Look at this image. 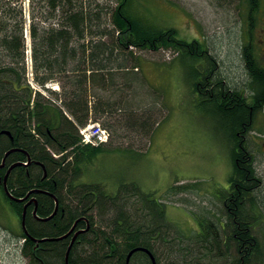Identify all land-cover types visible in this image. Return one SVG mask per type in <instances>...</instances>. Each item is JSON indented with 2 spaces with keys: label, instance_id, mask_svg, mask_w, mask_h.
<instances>
[{
  "label": "trees",
  "instance_id": "1",
  "mask_svg": "<svg viewBox=\"0 0 264 264\" xmlns=\"http://www.w3.org/2000/svg\"><path fill=\"white\" fill-rule=\"evenodd\" d=\"M246 1L248 20L253 25L255 20L259 21L258 12L264 3L263 0ZM21 2L0 0V125L9 127L14 136H20L15 137L14 147L26 152V156L16 153L12 159L21 157V161L27 162L29 154L33 161L27 167L28 190L44 191L33 195L38 201L37 216L51 217L56 207L54 196L60 204L57 214L47 222L34 218L32 211L36 205L29 210L26 221L29 235L21 229L19 236L24 240L23 256L36 263L34 239L47 240L42 243L45 264H66L70 238L51 240L63 237L75 222L87 216L93 230L80 236L85 241L84 247L74 243L69 264H128L132 258L129 254L140 246L149 249L158 264H224L223 244L218 238L210 240L213 233L202 229V234L190 237L172 236L175 230L167 221L165 204L153 199L151 193L145 194L137 183H125L115 194L109 193L101 183L83 182L80 168L81 163L92 161L103 148L82 146L79 126L121 105L112 99L121 94V101L127 94L125 89L131 87L132 74L126 72L141 66V52L171 49L194 65L202 62L201 68L197 65L201 81L196 83L195 90L198 92L201 88L207 93L203 99L211 102L230 121V128L236 130L245 121V109L240 103L243 98L238 94L228 95L230 92L220 78L209 77L208 69L215 71L219 65L215 57L207 54L200 40L187 41L178 36L176 28H157L147 23L136 12L135 0H32L29 37L34 76L43 87L53 82L61 85L60 93L51 92L55 100L62 101L61 106H56L40 93L34 97L27 84V22ZM214 83L223 90L224 99L230 104L217 105L210 100ZM234 129L230 130L233 142L230 158L234 168L231 181H239L242 196L251 197L245 187L259 185L262 179L254 157L246 162L244 157L236 161L245 152H236ZM9 147L10 143L0 138V159ZM53 153L61 156L57 159ZM39 163L45 166L47 177ZM16 172L18 187L17 191L11 187L12 194L23 198L28 192L27 180L22 169ZM0 176H3L1 170ZM246 176L257 180L254 184L243 183ZM20 184L25 188L22 191ZM179 189L184 187H171L174 193ZM249 200L254 201L255 216L264 218L262 206L253 198ZM12 205L22 218L23 204ZM235 216L247 215L243 210L238 213L234 209L232 218ZM204 220L202 227L209 221ZM134 259L150 264L147 254L141 252Z\"/></svg>",
  "mask_w": 264,
  "mask_h": 264
},
{
  "label": "rangeland",
  "instance_id": "2",
  "mask_svg": "<svg viewBox=\"0 0 264 264\" xmlns=\"http://www.w3.org/2000/svg\"><path fill=\"white\" fill-rule=\"evenodd\" d=\"M134 6L147 23L176 28L178 36L187 41L200 40L219 64L217 78H228L231 68L239 75L241 48L250 25L246 0H135ZM258 13L259 21L253 23L255 40L264 26V7ZM139 55L143 62L138 70L126 72L134 78H129L132 83L125 89L127 94L121 101V94L112 99L121 105L100 118L93 117L106 126L111 138L92 161L81 163L82 181L101 183L114 194L125 183H137L145 194L151 193L153 199L165 204L167 221L175 230L172 236L201 234L209 226H201L204 219L219 227L224 215L213 194L227 186L234 172L231 123L195 90L201 81L197 74L202 62L197 68L171 49ZM46 94L55 99L48 91ZM257 127L254 136L264 133L260 119ZM255 152L256 168L264 184V158ZM173 186L184 189L174 193ZM259 195L264 205V189ZM0 223L5 236V264H28L21 242L12 238L8 228L21 227L20 218L2 193Z\"/></svg>",
  "mask_w": 264,
  "mask_h": 264
},
{
  "label": "flooded vegetation",
  "instance_id": "3",
  "mask_svg": "<svg viewBox=\"0 0 264 264\" xmlns=\"http://www.w3.org/2000/svg\"><path fill=\"white\" fill-rule=\"evenodd\" d=\"M261 25V24H259ZM249 28L247 29L248 37H246V42L242 44L241 48V60H240V67H239V75L235 74V70L233 68L230 69V72L228 73V78H225L223 81V84L225 85V88L229 90L228 95L232 94H238L239 97H242V101L240 102L242 105V108L245 109V121L243 124L238 125L236 130L234 127L230 128L232 131L233 129L236 132L237 136V144H236V152L238 151H244L245 153L239 157L236 161H240L242 157H244L245 162L250 161L253 157L257 161V150L258 152L262 153L261 155L264 158V133H261L262 135L254 136L253 133L258 129V123L260 119V123H263L264 125V26L261 28V32L258 35V40H255V34L253 31H255V25H247ZM217 70L209 71V77L212 79H217V71L219 70V65L217 66ZM217 75V76H216ZM208 77V78H209ZM215 82V81H214ZM216 83L213 84L212 90H210V100L216 102V104H230L228 103L226 99H224L223 96V90L219 86H215ZM198 93L203 97L204 91L199 88ZM206 96V95H205ZM227 96V95H226ZM215 105V103H213ZM236 126V124H234ZM259 131V129L257 130ZM262 132V130H261ZM259 133V132H258ZM257 135V134H256ZM15 137L18 139L20 138L19 135L14 136L13 132L9 127H2L0 125V138L5 139L10 143V147L5 151L4 155L1 157L0 162L3 163L5 159V155L7 151L13 149L16 150L15 153H13L11 156L7 157L5 160V166L3 168H0V170L3 173V176H0V193L4 192V185L3 181L6 177V173L8 170L16 165V163H24L25 161H21V157H17L15 160H13L12 156H14L16 153H21L26 156V152L20 149L19 147H14L15 145ZM256 146L258 149H256ZM237 162V163H238ZM257 164V163H256ZM16 169H22L24 176L27 180L28 184V173H27V167H17ZM16 169H13L9 174L7 185L9 187V190L12 194L11 187L14 186V191H17L18 184L15 182L17 177V171ZM232 177L229 178L227 182V186H225L223 189L218 191L217 193L213 194V197L217 199L220 203V207H222L221 214L224 215V220L219 223V227H215V224L212 226L209 221L208 227L209 229H205L209 233H213L210 237V240H214L215 238H218V240L221 241L223 244V250H224V264H264V218L260 216H255L254 212V206H252V198L257 202V204H260L262 208L264 205L260 202V195L259 193L263 191L264 184L261 182L259 185L254 184L257 179L253 178L252 176H246L243 178L242 182L244 183H253L254 185H250V187L246 186L245 189L248 191V193L251 195V197L248 196H242L241 193V187L239 185V181L233 179L231 181ZM240 180V182H241ZM20 190H24L23 184H20ZM29 188V184L27 185V190ZM29 194V190L26 193V196ZM6 196V195H5ZM251 199L252 202L249 200ZM10 203V200H9ZM30 203V196L29 199L22 203L23 209L26 206V204ZM35 205L29 204L28 211L31 210V208ZM236 210L238 213L243 210L244 213H246L247 216L245 217H239L235 216L232 218L233 210ZM34 210L32 211L33 214ZM211 215V214H210ZM214 215V214H213ZM34 216V215H33ZM35 218V216H34ZM86 218L88 223L90 224V228L87 232H84L86 234H91V231L93 230V224H91V221L89 217L83 216L81 219ZM80 219V220H81ZM86 220H82L78 222L76 225V228L74 229L73 233L69 236V243L71 244L74 240L75 234L84 231V229L88 228V224ZM76 223V222H75ZM74 223V224H75ZM225 223V224H224ZM73 224V225H74ZM80 224V225H79ZM3 225L0 223V229L2 231V234L0 235V264L6 263V254H2V251L4 253L3 248L5 247V236H4V228H2ZM74 227V226H73ZM204 230V229H203ZM217 230V231H216ZM84 233H80L74 243H78L77 246L84 247L85 241L80 239L81 235H84ZM203 233V231H202ZM201 233V234H202ZM13 235V239L18 241V238L20 236V232L17 233H11ZM19 242V241H18ZM3 243V244H2ZM43 242H40L36 239H34V259H36V263L34 264H45V259L43 258ZM22 247V244L20 248ZM143 247V246H140ZM254 247L256 249H254ZM145 248V247H144ZM147 249V248H145ZM81 250V249H80ZM149 250V249H147ZM143 254H147L144 251H139ZM139 252L134 253L133 256H131V260H129L128 264H142L140 259H134L136 255L139 254ZM147 256L150 259V264H153V260L151 256L147 254ZM28 259V258H27ZM157 261V259H156ZM28 264H32V259H28ZM158 264V261H157Z\"/></svg>",
  "mask_w": 264,
  "mask_h": 264
},
{
  "label": "water",
  "instance_id": "4",
  "mask_svg": "<svg viewBox=\"0 0 264 264\" xmlns=\"http://www.w3.org/2000/svg\"><path fill=\"white\" fill-rule=\"evenodd\" d=\"M16 150H17V149H16ZM16 150H10V151L6 154L5 159H6L10 154L15 153ZM5 159H4V161H3V164H2V165L0 164V168H3V167L5 166ZM30 161H31V160H30V157H29V163H28L27 165H29V164L31 163ZM17 166H25V164H23V163H17L16 165L12 166V167L9 169V171L6 173L7 175H6L5 180H4V185H5V192H6V195H9V197H10L13 201H15L16 203H21V202H24V201L28 200L29 196L31 197L32 195H36V194H39V193H44V191H42L41 189H39V190L35 189V190L30 191L29 194H28V196H27L26 198H18V199H16L15 197H13V195H11L10 192H9L8 185H7V179H8V177H9V175H10V174H9L10 171H12L13 169H15ZM54 198H55V204H56V207H55L54 212L51 214V217H49V218H46V219L41 218L42 221H46V222H47V221H50V220H51V219L57 214V212H58V210H59V206H60V204H59V200H58L55 196H54ZM29 204H30V205H31V204H35V205H36V208H35V210H34L33 215H34L35 217H38V216H37V210H38V201H37V199H36V198H32V199L30 200V203H29ZM29 204H27L26 207L24 208V212H23V215H22V216H23L22 227L24 228V231H25V234H26V235H29L28 232H27V227H26V219H27V216H26V215H27V210H28ZM82 220H86V218H83V219H81V220H78V221L74 224V227L72 228V230H71L69 233L63 235V237H61V238H59V239H52L51 241H54V240H59V241H61V240H63V239H67V238H69V236L73 233L74 229L76 228V226H77L76 224H77L78 222L82 221ZM86 222H87V224H88V228H87V229H84V231H80V232H78V233L75 234L74 240L72 241V243H71V245H70V248H69V250H68V252H67V254H66V258H67V259H66V264H69V263H70V257H69V255H70V252H71V250H72V248H73L74 241L76 240V238L78 237V235H79L80 233L87 232V231L89 230V228H90V224L88 223L87 220H86ZM45 241H47V240H41V242H45ZM139 251H144L145 253H147L149 256H151V258H152V260H153V264H157V263H156L155 256H154L151 252H149L147 249H144V248H139V249L133 250V251L129 254V258H130L131 256H133L134 253L139 252Z\"/></svg>",
  "mask_w": 264,
  "mask_h": 264
},
{
  "label": "built area",
  "instance_id": "5",
  "mask_svg": "<svg viewBox=\"0 0 264 264\" xmlns=\"http://www.w3.org/2000/svg\"><path fill=\"white\" fill-rule=\"evenodd\" d=\"M23 1V6H24V11L29 19V14H30V2L31 0H22ZM82 136L84 138V142L87 144H93L95 146L101 145L103 142L108 141V133L107 131L99 125H94L90 126L87 129L82 130Z\"/></svg>",
  "mask_w": 264,
  "mask_h": 264
},
{
  "label": "bare ground",
  "instance_id": "6",
  "mask_svg": "<svg viewBox=\"0 0 264 264\" xmlns=\"http://www.w3.org/2000/svg\"><path fill=\"white\" fill-rule=\"evenodd\" d=\"M27 52H29V53H31L32 51H27ZM99 124H100V122H99ZM101 125V124H100ZM103 126V125H102ZM235 137V136H234ZM109 144V142H107L106 144H105V146L104 147H106L107 145ZM103 148V147H102ZM56 197V196H55ZM57 198V197H56ZM54 200H55V198H54ZM37 218V220H41V218H39V217H36ZM222 219V218H221ZM42 221V220H41ZM221 222V221H220ZM225 224V223H224ZM130 260V259H129Z\"/></svg>",
  "mask_w": 264,
  "mask_h": 264
}]
</instances>
